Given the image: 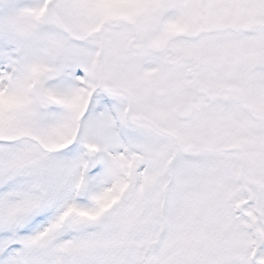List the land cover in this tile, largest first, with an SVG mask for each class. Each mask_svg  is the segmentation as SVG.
Here are the masks:
<instances>
[{
    "label": "snow or ice",
    "instance_id": "1",
    "mask_svg": "<svg viewBox=\"0 0 264 264\" xmlns=\"http://www.w3.org/2000/svg\"><path fill=\"white\" fill-rule=\"evenodd\" d=\"M0 264H264V0H0Z\"/></svg>",
    "mask_w": 264,
    "mask_h": 264
}]
</instances>
